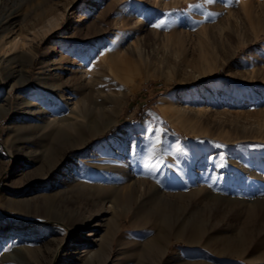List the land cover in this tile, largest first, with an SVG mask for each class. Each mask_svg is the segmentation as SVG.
<instances>
[{"label":"rangeland","instance_id":"374dc122","mask_svg":"<svg viewBox=\"0 0 264 264\" xmlns=\"http://www.w3.org/2000/svg\"><path fill=\"white\" fill-rule=\"evenodd\" d=\"M10 12L13 16L5 19ZM213 15L221 18V24L205 30L216 24ZM161 20L160 28L152 26ZM219 29L225 30L222 38L216 37ZM262 30L264 0H0V42L10 35L0 50V90L7 71L16 74L29 67L31 77L22 84L17 78L18 86L0 92V264H52L50 256L71 228L48 224L47 208L53 204L54 217L62 211L75 214L80 210L88 216L90 205L70 202L64 208L55 202H30L25 212L24 208L12 210L6 202L10 197L19 201L37 192L55 196L57 187L49 184L69 158L92 155L93 146L111 142L121 129L130 132L119 141L120 162H111L121 163L131 180L145 181L137 199H148L155 181L163 201L188 207L198 218L202 240L188 249L189 262L264 264ZM171 32H177V37L163 36ZM211 33L216 35L215 48ZM15 35L26 37L23 47H9ZM115 35L119 43L126 35L135 43L138 40L143 58L136 62L144 78L127 95L116 124L110 128L115 130L66 152L46 177H42L44 171L20 179L21 172L15 171L3 140L14 122L16 98L30 94L32 78L47 48L55 46L56 53L62 47L86 52L97 44L106 47ZM238 43L243 44L231 55ZM32 54L33 64L28 66L27 57ZM225 56L230 57L221 62ZM53 60L58 61L59 56ZM163 98L179 108L175 117L161 111ZM145 117L153 128L150 131L143 123ZM83 174L87 175L86 168ZM119 219V229L115 222L109 226L104 222L96 237L106 236L99 257L107 264H166L176 251L185 248L171 236L163 257L151 255L146 247L160 227H134L128 218ZM3 224L8 227L4 229ZM84 249L76 245L63 251L54 264H86L81 259Z\"/></svg>","mask_w":264,"mask_h":264},{"label":"bare ground","instance_id":"6f19581e","mask_svg":"<svg viewBox=\"0 0 264 264\" xmlns=\"http://www.w3.org/2000/svg\"><path fill=\"white\" fill-rule=\"evenodd\" d=\"M245 12L248 20L251 18V11L247 7ZM10 15H12L11 12L5 16V19ZM213 16L214 21L217 20L216 24L208 25L205 30H210L221 24V18H218L217 15ZM219 30L215 36L222 38L225 30ZM261 33L264 34V30ZM177 35V32H171L163 36L171 39ZM210 36V40H213L212 43H215V36H212V33ZM9 38L10 35L0 42V50L8 43ZM116 38L117 35L113 36L106 47L97 44L85 49L86 52L83 49L74 51L62 47L60 53H56L55 46L51 45L47 48L45 57L39 62L38 71L32 78L30 94L25 99L21 96L16 98L13 112L14 122L8 127L7 136L3 140L4 149L14 160L15 171L21 172L20 179L29 178L31 173L44 171L42 177H46L61 162L66 152L83 147L116 124L127 95L133 92L144 79L139 74L136 62L143 58L138 40L135 43L126 35L121 41L119 40V43ZM258 38L259 35L256 36V39ZM9 43V47H23L26 37L15 35ZM115 44H118V47ZM242 44H236L231 55H234ZM261 48L264 51V42ZM57 55L59 60H53V57ZM34 57L35 54L27 57L28 66L33 64ZM229 57H223L221 62H225ZM2 61L3 58L0 59V63ZM14 73L12 70L7 71L3 78V89L0 92H4V87L12 89L18 86L15 83L17 78L21 80L19 84L31 78L29 67L20 73ZM65 76H67L66 80ZM125 86H129V89L124 90ZM165 98L161 100V111L175 117L179 108L165 103ZM8 101L9 97L5 102L8 103ZM4 109L6 108L4 107ZM202 110L203 107L196 108L195 111ZM260 113L255 112L257 115ZM143 123L147 126L148 131L153 129L146 117L143 119ZM180 123L184 124V121L180 120ZM129 132V130L121 129L114 135L111 142L93 146L91 148L92 155L83 153L84 155L76 158L72 155L49 184L51 187H57L55 196L37 192L33 196L22 198L19 201L10 197V201L8 200L9 202L6 203L12 206V210L24 208L25 212L29 211L30 202L35 204L40 201L43 203L55 202L64 208L69 206L70 202L90 205L91 213L88 216H84L80 210L75 214H65L62 211V214L54 217L51 209L53 204L47 208L45 217L48 224L58 223L71 228L68 234L59 240L56 249L50 256L52 264L60 259L61 252H66L76 245L85 248L82 250L81 259L86 264H107L99 257V253L103 251L106 236L99 239L96 237L99 236L104 222L106 226H109L110 222H115V228L119 229V218H128L134 227L143 225L160 227V231L146 247V251L151 255L163 257L171 236L182 242L185 248L176 251L166 264H209L198 261V263H191L188 260V249L191 245L202 240L201 227L196 221L198 218L195 217V214L189 213L188 207L174 206L168 201H163L158 196V182L155 181L151 184L154 188L153 194L150 197L147 196L148 199L138 200L136 193L145 184V181L131 180L121 163L114 165L111 162L112 160L120 162L119 141ZM83 168H86L87 175L83 174ZM68 193L71 197L67 195ZM106 215L110 217L105 218ZM6 227L8 225L3 224V228ZM94 247L97 249L94 250ZM235 256L237 257V255Z\"/></svg>","mask_w":264,"mask_h":264},{"label":"snow or ice","instance_id":"6c2138e0","mask_svg":"<svg viewBox=\"0 0 264 264\" xmlns=\"http://www.w3.org/2000/svg\"><path fill=\"white\" fill-rule=\"evenodd\" d=\"M206 3H212L213 0H205ZM189 7H193L192 5H190ZM194 7H200V5H195ZM164 24V21L161 20L160 23H157V24H153L152 26L155 27V28H160L162 25ZM103 54V53H101ZM6 250V249H5Z\"/></svg>","mask_w":264,"mask_h":264},{"label":"trees","instance_id":"16d2710c","mask_svg":"<svg viewBox=\"0 0 264 264\" xmlns=\"http://www.w3.org/2000/svg\"><path fill=\"white\" fill-rule=\"evenodd\" d=\"M114 130H115V128L109 129V131L106 133V135L113 133Z\"/></svg>","mask_w":264,"mask_h":264}]
</instances>
